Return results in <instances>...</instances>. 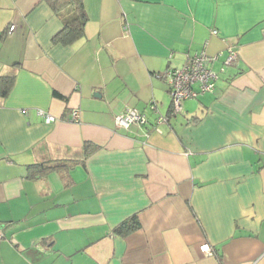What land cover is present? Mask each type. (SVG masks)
<instances>
[{
	"label": "crops",
	"instance_id": "obj_1",
	"mask_svg": "<svg viewBox=\"0 0 264 264\" xmlns=\"http://www.w3.org/2000/svg\"><path fill=\"white\" fill-rule=\"evenodd\" d=\"M82 3L62 44L70 5L0 0V264H264V0ZM204 47L214 91L171 115L157 76ZM126 108L146 124L117 128Z\"/></svg>",
	"mask_w": 264,
	"mask_h": 264
},
{
	"label": "built area",
	"instance_id": "obj_2",
	"mask_svg": "<svg viewBox=\"0 0 264 264\" xmlns=\"http://www.w3.org/2000/svg\"><path fill=\"white\" fill-rule=\"evenodd\" d=\"M14 25L8 28L11 31ZM235 54L233 51L228 53L224 60V64L231 63ZM213 57L205 52V47L199 52L187 56L185 62L180 67H169L157 77L163 79L168 87L170 95V114L176 115L182 112V102L186 99H194L197 96L213 92L217 74L209 68V63ZM37 115L42 117L46 123L55 121V117L43 110H36ZM72 122H79V112L73 109L70 112ZM147 119L143 113L135 108H126L115 116V126L120 129H128L132 124L145 125ZM166 122V117L159 116L155 120V129L157 124ZM1 237V232H0ZM200 250L204 253H210V246L204 243L200 246Z\"/></svg>",
	"mask_w": 264,
	"mask_h": 264
},
{
	"label": "trees",
	"instance_id": "obj_3",
	"mask_svg": "<svg viewBox=\"0 0 264 264\" xmlns=\"http://www.w3.org/2000/svg\"><path fill=\"white\" fill-rule=\"evenodd\" d=\"M50 8L54 12H58L66 5H70L74 10V17L72 21L64 24L63 28L54 36L53 42L66 44L74 39L78 38L83 33V27L85 22L87 21V17L85 16L82 0H47ZM13 84V76L11 78H6L3 81L2 86L0 87V94L6 95L10 90ZM88 143L84 144L81 148L82 153H86L88 151ZM76 159L66 158V159H46L40 162H36L31 164L30 169H34L37 174L43 175L48 171L58 168H64L72 166L76 163ZM137 227V222H123L120 226L116 228V233L118 234H126L129 231L135 229Z\"/></svg>",
	"mask_w": 264,
	"mask_h": 264
}]
</instances>
